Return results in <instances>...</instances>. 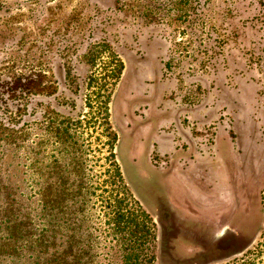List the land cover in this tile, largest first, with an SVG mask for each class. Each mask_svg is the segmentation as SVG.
<instances>
[{
    "label": "rangeland",
    "instance_id": "374dc122",
    "mask_svg": "<svg viewBox=\"0 0 264 264\" xmlns=\"http://www.w3.org/2000/svg\"><path fill=\"white\" fill-rule=\"evenodd\" d=\"M89 103L107 107V123L90 122ZM11 117L34 151L48 141L52 177L55 161L67 177L84 163L95 183L119 166L153 220L154 264V200L132 190L123 159L166 174L206 166L212 190L235 186L256 226L240 255L195 264H264V0H0V118Z\"/></svg>",
    "mask_w": 264,
    "mask_h": 264
},
{
    "label": "trees",
    "instance_id": "16d2710c",
    "mask_svg": "<svg viewBox=\"0 0 264 264\" xmlns=\"http://www.w3.org/2000/svg\"><path fill=\"white\" fill-rule=\"evenodd\" d=\"M108 84L97 87L98 94ZM88 106L98 115L91 116L92 124L97 118L107 123V107ZM9 122L15 125L0 118V264H154L153 220L128 191L116 163L110 161L99 183L74 160L73 177L58 161L52 177L48 141L34 151L25 144L28 126L18 127L12 117Z\"/></svg>",
    "mask_w": 264,
    "mask_h": 264
},
{
    "label": "flooded vegetation",
    "instance_id": "af4514ba",
    "mask_svg": "<svg viewBox=\"0 0 264 264\" xmlns=\"http://www.w3.org/2000/svg\"><path fill=\"white\" fill-rule=\"evenodd\" d=\"M133 147L130 154H134ZM123 160L132 190L142 198L154 200L150 209L159 228L162 264H182L217 252H230L226 257L233 258L251 247L256 216L250 207L239 205L234 197L235 186L219 184L212 190L213 176L209 175L212 171L206 166L195 164L190 172L180 173L175 168L172 174H166L150 170L144 156L137 160L128 156ZM194 203L207 206L198 214ZM210 229H216L212 236L208 233ZM229 246L232 249L225 250Z\"/></svg>",
    "mask_w": 264,
    "mask_h": 264
},
{
    "label": "water",
    "instance_id": "95a60500",
    "mask_svg": "<svg viewBox=\"0 0 264 264\" xmlns=\"http://www.w3.org/2000/svg\"><path fill=\"white\" fill-rule=\"evenodd\" d=\"M230 249H232V246H229V248L227 249V251L230 250ZM226 254H230V252H228V253H226ZM232 254H233V252H232ZM205 258H206V257L204 256L203 258L192 259V260L187 261V264H188V263H189V264H195V263L201 261V259H205ZM185 263H186V262H185Z\"/></svg>",
    "mask_w": 264,
    "mask_h": 264
},
{
    "label": "crops",
    "instance_id": "0c3cea01",
    "mask_svg": "<svg viewBox=\"0 0 264 264\" xmlns=\"http://www.w3.org/2000/svg\"><path fill=\"white\" fill-rule=\"evenodd\" d=\"M219 196H221V195L219 194Z\"/></svg>",
    "mask_w": 264,
    "mask_h": 264
}]
</instances>
